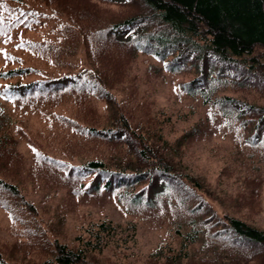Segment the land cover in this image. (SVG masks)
Masks as SVG:
<instances>
[{
  "label": "rangeland",
  "instance_id": "374dc122",
  "mask_svg": "<svg viewBox=\"0 0 264 264\" xmlns=\"http://www.w3.org/2000/svg\"><path fill=\"white\" fill-rule=\"evenodd\" d=\"M140 8L139 0H0V18L17 21L9 34H0V71L30 68L22 76L0 79V91L16 80L99 70L98 60L107 55L104 72L112 80H107L108 99L87 87L84 111L65 101L66 95L64 103L54 104L50 96L8 99L0 92V175L17 182L35 207L30 214L0 190V253L7 261L40 262L54 254L58 241L85 251L90 264H171L165 257L179 248L176 229L184 217L177 201L190 204L187 191L159 203L154 198L150 205L144 195L131 205L116 190L86 189L91 176L72 178L66 172L98 157L107 165H144L137 157L143 143L176 171L198 180L208 211L264 229V141L253 143L239 121H229L217 106L185 92L181 83L191 73L167 71L152 54L131 53L117 43L108 48L91 32L84 39L76 30L107 26ZM256 52L264 70V49ZM217 94L264 103L255 87L229 83ZM74 116L89 126L132 129L137 156L126 142L73 129L69 117ZM185 261L181 264H192Z\"/></svg>",
  "mask_w": 264,
  "mask_h": 264
},
{
  "label": "trees",
  "instance_id": "16d2710c",
  "mask_svg": "<svg viewBox=\"0 0 264 264\" xmlns=\"http://www.w3.org/2000/svg\"><path fill=\"white\" fill-rule=\"evenodd\" d=\"M139 3L140 9L119 21L89 30L79 25L76 30L84 39L91 32L99 44L107 47L117 43L131 53L152 54L167 71L191 73V78L181 83L185 92L200 95L204 102L217 106L229 121H239L250 130L253 143L264 141V103L217 94L229 83L255 87L264 94V70L256 52L257 48L264 49V0H139ZM11 20L0 18L1 35L9 34L17 22ZM110 57L98 60L99 70L16 80L7 83L0 92L8 99L50 96L54 104L62 103L66 95L70 99L65 101L70 100L84 111L81 103L87 97L88 86L98 98L108 99L109 94L112 97L107 91V80H112L104 72L107 70L104 61ZM29 71V67L8 68L0 71V79ZM69 120L73 129H80L87 136L126 142L136 155L135 145L130 141L135 134L132 129L89 126L75 116ZM145 147L149 146L143 143L137 148L136 155L144 165L120 161L107 165L98 157L68 166L67 176H91L85 183L86 189L116 190L131 205L140 202L144 195L150 205L154 198H159V203L164 197L180 196L176 191H187L191 203L184 207L183 198L177 201L184 217L178 218L180 227L176 229L181 237L179 248L165 257L171 264H181L183 260L192 264H264V229L229 214L219 215L214 209L208 211L209 204L198 192L201 190L198 180L189 173L176 171L170 162ZM142 182L145 183L136 187ZM0 190L17 198L28 213H34V205L25 199L17 182L0 175ZM3 206L11 213L8 205ZM55 242L54 254L40 262H10L0 253V264H90L82 249Z\"/></svg>",
  "mask_w": 264,
  "mask_h": 264
},
{
  "label": "snow or ice",
  "instance_id": "6c2138e0",
  "mask_svg": "<svg viewBox=\"0 0 264 264\" xmlns=\"http://www.w3.org/2000/svg\"><path fill=\"white\" fill-rule=\"evenodd\" d=\"M31 147V146H30Z\"/></svg>",
  "mask_w": 264,
  "mask_h": 264
}]
</instances>
